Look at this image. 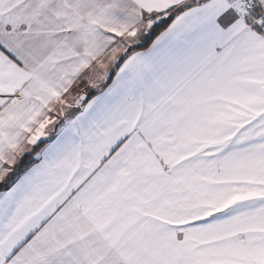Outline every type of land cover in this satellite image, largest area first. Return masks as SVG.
<instances>
[{
  "label": "snow or ice",
  "instance_id": "obj_1",
  "mask_svg": "<svg viewBox=\"0 0 264 264\" xmlns=\"http://www.w3.org/2000/svg\"><path fill=\"white\" fill-rule=\"evenodd\" d=\"M0 264H264V0H0Z\"/></svg>",
  "mask_w": 264,
  "mask_h": 264
}]
</instances>
